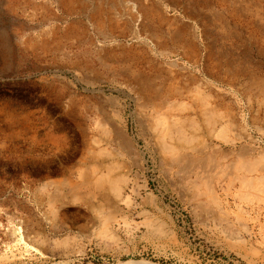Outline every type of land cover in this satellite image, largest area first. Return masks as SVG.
<instances>
[{
  "label": "rangeland",
  "instance_id": "rangeland-1",
  "mask_svg": "<svg viewBox=\"0 0 264 264\" xmlns=\"http://www.w3.org/2000/svg\"><path fill=\"white\" fill-rule=\"evenodd\" d=\"M101 258L264 264V0H0V264Z\"/></svg>",
  "mask_w": 264,
  "mask_h": 264
},
{
  "label": "bare ground",
  "instance_id": "bare-ground-1",
  "mask_svg": "<svg viewBox=\"0 0 264 264\" xmlns=\"http://www.w3.org/2000/svg\"><path fill=\"white\" fill-rule=\"evenodd\" d=\"M37 2V1H36ZM133 4V3H132ZM134 11V10H133ZM69 12V11H68ZM54 13V12H53ZM56 13V12H55ZM55 15V14H54ZM67 15V14H66ZM52 18V17H51ZM88 18V17H87ZM91 19V18H90ZM16 22V21H15ZM99 22V21H98ZM52 23V22H51ZM103 28V27H102ZM10 29V28H9ZM46 32V31H45ZM44 32V33H45ZM83 33V32H82ZM100 34V33H99ZM41 36V35H40ZM70 39V38H69ZM104 39V38H103ZM109 39V38H108ZM36 40V39H35ZM41 40H42V38H41ZM105 40V39H104ZM47 46H48V44H47ZM28 47V46H27ZM73 47V46H72ZM29 48V47H28ZM34 48V47H33ZM95 51V50H94ZM86 53V52H85ZM90 53V52H89ZM139 83V82H138ZM196 83V82H195ZM204 84V83H203ZM207 85V84H206ZM131 86V85H130ZM146 87V86H145ZM142 89V88H141ZM149 93V92H148ZM138 94V93H137ZM156 94H158V93H156ZM136 96V95H135ZM153 96V95H152ZM56 97V96H55ZM59 97L57 96L56 97V99L57 100H59L58 99ZM160 98V97H159ZM158 98V99H159ZM168 99V98H167ZM148 100H149V98H148ZM162 100V99H161ZM143 102V101H142ZM139 104V103H138ZM148 104H150L149 106H152L154 109H160L161 107H159L160 105H162V103L161 104H158L157 102H155V101H153V99H152V101L151 102H149ZM207 106H208V104H207ZM209 108V107H208ZM207 108V109H208ZM200 110V109H199ZM155 111V110H154ZM206 112H207V110H206ZM165 117V116H164ZM210 117H211V115H210ZM109 118V117H108ZM145 118V117H144ZM166 118V117H165ZM194 120V119H193ZM211 120H212V117H211ZM210 119H209V121H211ZM41 121V122H40ZM213 121V120H212ZM39 122L40 123H42V124H45L46 123V119H40L39 120ZM208 122V121H207ZM209 123V122H208ZM170 124V123H169ZM185 124V123H184ZM178 125V124H177ZM180 125V124H179ZM178 125V126H179ZM206 125H207V123H206ZM182 126V125H181ZM185 126V125H184ZM208 126V125H207ZM211 126V125H210ZM215 126V125H214ZM180 127V126H179ZM147 128V127H146ZM207 129V128H206ZM205 129V130H206ZM208 131V130H207ZM153 132H154V134L157 132V130H153ZM36 133V132H35ZM206 133V132H205ZM213 133V132H212ZM211 133V134H212ZM106 134V133H105ZM207 134V133H206ZM38 135V132L36 133V135L35 136H37ZM45 135V134H44ZM186 134H184L183 133V131H182V129H177V127H175V125H172V123H171V125H163V127H162V130L160 131V133H156V135H155V137H157L158 138V140H159V149H160V151H161V153L164 155L163 157H165L166 159H168L169 161H170V165H174V164H180V163H183V162H187L188 164H189V162L191 163V158L192 157H190V155L189 154H182L181 153V150H186L185 148H183L184 146L185 147H189L194 141H192V143H191V140L192 139H189V138H187L186 136H185ZM114 136H115V142L117 141V144H118V147H120L122 150H126V151H128L129 152V150L131 149V142H129L128 141V139L122 134V132L121 131H119V130H115L114 131ZM38 137V136H37ZM90 137V136H89ZM105 138V137H104ZM43 139V138H42ZM113 140V139H112ZM210 141V140H209ZM91 142V141H90ZM111 141H109V143H110ZM37 144L38 145H41L40 143H38L37 142ZM158 144V143H157ZM85 145H87V144H85ZM117 147V148H118ZM181 147V148H180ZM191 147H193V146H191ZM194 147H195V145H194ZM86 148V147H85ZM89 148V147H88ZM116 148V147H115ZM119 148V149H120ZM183 148V149H182ZM87 149V148H86ZM86 149H85V151H86ZM158 149V150H159ZM195 149V148H194ZM89 150H91V149H89ZM190 150H191V148H190ZM198 150V149H197ZM256 150V149H255ZM159 151V152H160ZM192 151V150H191ZM196 151V150H195ZM88 152V151H87ZM86 152V153H87ZM131 152H132V149H131ZM202 152V151H201ZM88 153H92L91 151H89ZM100 153V152H99ZM187 153V152H186ZM193 153H196V152H193ZM93 154V153H92ZM95 154V153H94ZM197 154H198V152H197ZM87 155V154H86ZM89 155V154H88ZM91 155V154H90ZM97 155V154H96ZM92 156V155H91ZM120 156V155H119ZM166 159H164V162L166 161ZM201 159V158H200ZM197 160H198V158H197ZM85 161H88L87 160V158H86V160ZM94 161L95 160H89L88 161V165L91 167L90 169H93L92 171H91V173H89L88 175L86 174H84L83 176H84V178H85V184L83 183V185H87L89 188H94V189H96V190H101V189H104V188H106V186H108L109 187V189L111 190V191H115L114 193L115 194H120L119 193V187L117 186V184L118 183H116V182H114V181H109V179L107 178V177H104L105 175L104 174H102V171H104V170H102L101 171V169L102 168H104V164L103 165H101V164H99V165H97V164H95V163H97V162H95L94 163ZM202 161V160H201ZM168 162V161H167ZM84 163V162H83ZM83 163H81V164H83ZM186 163V164H187ZM196 163V162H195ZM86 164H87V162H86ZM169 164V163H168ZM202 164V163H201ZM85 165V164H84ZM87 165V166H88ZM192 165V164H191ZM197 165V164H196ZM203 165V164H202ZM206 165V164H205ZM186 167V166H185ZM197 167V166H196ZM204 167V166H203ZM189 168V167H188ZM186 169V168H185ZM193 169V168H192ZM201 169H203V168H201ZM88 170V169H87ZM168 170H172V169H168ZM89 171V170H88ZM105 171H109V169L108 170H105ZM107 173V172H106ZM109 175V174H108ZM110 177V176H109ZM114 179V178H113ZM115 180V179H114ZM119 181V180H118ZM129 181V180H128ZM77 188V187H76ZM119 188V189H118ZM121 190V189H120ZM103 191V190H102ZM112 192V193H113ZM101 193V192H100ZM99 193V194H100ZM103 193V192H102ZM111 193V192H110ZM113 193V194H114ZM104 195V194H103ZM106 195V194H105ZM120 196V195H119ZM103 197V196H102ZM108 199V198H107ZM106 199V200H107ZM123 264H147V263H123Z\"/></svg>",
  "mask_w": 264,
  "mask_h": 264
},
{
  "label": "built area",
  "instance_id": "built-area-1",
  "mask_svg": "<svg viewBox=\"0 0 264 264\" xmlns=\"http://www.w3.org/2000/svg\"><path fill=\"white\" fill-rule=\"evenodd\" d=\"M112 260L110 259H104V258H101V263L100 264H112Z\"/></svg>",
  "mask_w": 264,
  "mask_h": 264
}]
</instances>
